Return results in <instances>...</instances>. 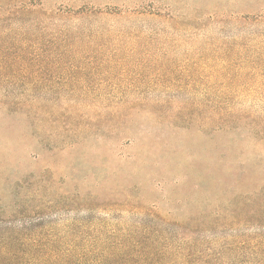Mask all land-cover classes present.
Returning a JSON list of instances; mask_svg holds the SVG:
<instances>
[{"label":"rangeland","instance_id":"rangeland-1","mask_svg":"<svg viewBox=\"0 0 264 264\" xmlns=\"http://www.w3.org/2000/svg\"><path fill=\"white\" fill-rule=\"evenodd\" d=\"M35 2L45 14L0 17V232L68 242L96 226L105 247L122 230L138 243L117 249L125 264L149 247L253 260L264 228L228 205L264 192V68L242 56L264 0ZM125 202L165 223L138 225Z\"/></svg>","mask_w":264,"mask_h":264},{"label":"trees","instance_id":"trees-1","mask_svg":"<svg viewBox=\"0 0 264 264\" xmlns=\"http://www.w3.org/2000/svg\"><path fill=\"white\" fill-rule=\"evenodd\" d=\"M35 1H21L13 4V8L11 4L3 5L2 2H0V17L7 18L10 16L12 18L11 15L21 17L34 13L45 14L43 10L40 9L39 3ZM61 13L65 15L73 14L75 17L86 14L85 11ZM247 42L248 43L242 48V56L246 60L245 63H251L264 68V37H255ZM2 69L4 68L0 67V70ZM260 135L264 139V126ZM39 193L40 192H35L34 194L38 196ZM229 203L228 206L233 207L236 209L235 211H237L236 215L231 214L233 220L236 221L239 216L238 212H241L243 213V217L239 218L245 225L254 223L256 226L264 228V192L240 194L229 199ZM100 207L106 210V208L110 206L102 205ZM121 207L128 208L133 216L140 219L138 225L147 222L153 224L165 223L156 212L151 210H144L137 206H129L128 202H125ZM146 216L149 221L146 220ZM235 216H237V218ZM180 226L181 224H178V227ZM97 231L101 230H97L96 226H93L92 232L88 235L87 240L79 239L68 242L17 240L16 238L10 237L15 236V232L10 230L0 232V264H125L124 261L117 262L115 257L118 248L121 249V253L126 254L127 249L132 248V245H134L133 243L132 245L129 244L128 240L124 239L125 237L122 238L126 233L122 230L118 231L117 229H112L108 234L109 236H115L114 241L116 242L112 243V241H108L105 247H103ZM263 242L264 241L259 243L256 242L254 246L250 244L247 245V248L253 250L254 255L251 257L253 260H250V257L247 258L246 264H264ZM244 246H246V244H244ZM103 248H107L105 252H102ZM124 250H126V252ZM151 251L156 254L155 247H153L152 250L149 247L148 252L137 261L138 264H169L166 263V261L171 264L175 263L171 261V257H165L164 254L162 255L164 262L163 260H161V262L154 261ZM190 258H192V256L186 254L183 255L182 259L178 260L181 264H190Z\"/></svg>","mask_w":264,"mask_h":264}]
</instances>
